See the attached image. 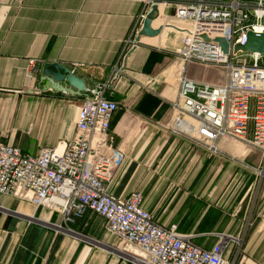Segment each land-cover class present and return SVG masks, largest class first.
Returning <instances> with one entry per match:
<instances>
[{
    "label": "crops",
    "instance_id": "crops-1",
    "mask_svg": "<svg viewBox=\"0 0 264 264\" xmlns=\"http://www.w3.org/2000/svg\"><path fill=\"white\" fill-rule=\"evenodd\" d=\"M144 10L137 0H0V143L35 156L74 135L83 93L45 90L44 64H61L86 87L123 68L107 95L118 104L109 144L123 158L109 193L124 198L139 191L154 221L194 234V243L207 249L217 234L237 238L238 261L264 264V180L254 171L257 155L225 141L218 144L220 154H210L160 127L177 93L178 42L163 27L173 8L159 7L151 24L160 28L157 36L134 33ZM128 40L137 46L124 53ZM30 61L35 71L28 74ZM187 74L203 79L193 66ZM208 201L220 212L210 218L221 216L211 231L203 208ZM115 246L93 213L65 225L45 207L0 195V264H133Z\"/></svg>",
    "mask_w": 264,
    "mask_h": 264
},
{
    "label": "built area",
    "instance_id": "built-area-1",
    "mask_svg": "<svg viewBox=\"0 0 264 264\" xmlns=\"http://www.w3.org/2000/svg\"><path fill=\"white\" fill-rule=\"evenodd\" d=\"M137 1L145 4L140 22L152 6L173 8L163 27L177 35L173 55L179 61L178 87L169 119L160 127L210 154H220L222 141L241 145L247 154L257 155L254 171L264 180V56L233 52L247 32L264 33V0ZM217 38L228 43L226 55ZM136 46L128 40L124 53ZM190 66L215 72L217 81L190 77ZM34 71L30 61L28 74ZM122 72L116 70L107 82L85 88L74 135L56 147L30 156L0 143V195L45 207L65 225L87 212L101 217L105 231L116 239L115 248L133 264H246L234 251L239 239L217 234L207 249L194 243V234L154 221L139 191L124 198L109 193L123 158L109 144L118 104L107 95Z\"/></svg>",
    "mask_w": 264,
    "mask_h": 264
},
{
    "label": "water",
    "instance_id": "water-1",
    "mask_svg": "<svg viewBox=\"0 0 264 264\" xmlns=\"http://www.w3.org/2000/svg\"><path fill=\"white\" fill-rule=\"evenodd\" d=\"M157 16L158 9L156 6H152L142 21L139 35L154 37L159 34L160 28L153 29L151 26ZM203 39L205 40L204 37ZM214 41L220 47L221 52L226 55L229 49L228 43L222 38H217ZM233 52L251 53L264 56V33L255 34L253 32H247L245 40L242 44L234 46ZM40 82H45V90L77 97L81 96L86 88V84L83 79L78 78L68 68H65L58 63L43 65ZM63 83L67 84V86L65 87Z\"/></svg>",
    "mask_w": 264,
    "mask_h": 264
},
{
    "label": "rangeland",
    "instance_id": "rangeland-1",
    "mask_svg": "<svg viewBox=\"0 0 264 264\" xmlns=\"http://www.w3.org/2000/svg\"><path fill=\"white\" fill-rule=\"evenodd\" d=\"M262 64H264V60L262 61ZM196 70L198 72V77H203V76H201L202 74H200V73L204 72V71H202L201 69H197V68H196ZM203 74L205 75V77H203V79H206L207 81H217V79H218V74H216L213 71H209V72L205 71ZM232 145L234 146L237 144H232ZM203 208H204V211H206V213H205L206 214V216H205L206 221L205 222H208V224H211L210 226H208V224H207L206 227H208V231H211L210 229L214 228V223L217 226V224H218L217 218H219L221 216L216 215L215 216L216 218L213 219V218H210V214H212V213L220 214V212H217L215 206L213 205V202H209V201L203 206ZM222 226H223V224H220L219 229H222Z\"/></svg>",
    "mask_w": 264,
    "mask_h": 264
},
{
    "label": "bare ground",
    "instance_id": "bare-ground-1",
    "mask_svg": "<svg viewBox=\"0 0 264 264\" xmlns=\"http://www.w3.org/2000/svg\"><path fill=\"white\" fill-rule=\"evenodd\" d=\"M162 34V33H161ZM162 35H164V34H162ZM162 37V36H161Z\"/></svg>",
    "mask_w": 264,
    "mask_h": 264
}]
</instances>
